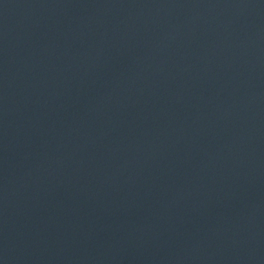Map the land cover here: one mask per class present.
<instances>
[{
	"label": "water",
	"instance_id": "1",
	"mask_svg": "<svg viewBox=\"0 0 264 264\" xmlns=\"http://www.w3.org/2000/svg\"><path fill=\"white\" fill-rule=\"evenodd\" d=\"M0 264H264V0H0Z\"/></svg>",
	"mask_w": 264,
	"mask_h": 264
}]
</instances>
